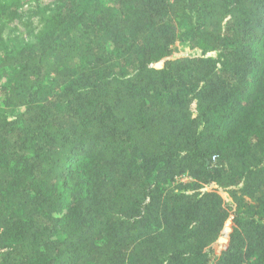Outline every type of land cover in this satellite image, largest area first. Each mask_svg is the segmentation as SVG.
<instances>
[{"label":"trees","instance_id":"obj_1","mask_svg":"<svg viewBox=\"0 0 264 264\" xmlns=\"http://www.w3.org/2000/svg\"><path fill=\"white\" fill-rule=\"evenodd\" d=\"M0 264H264V0H0Z\"/></svg>","mask_w":264,"mask_h":264},{"label":"rangeland","instance_id":"obj_2","mask_svg":"<svg viewBox=\"0 0 264 264\" xmlns=\"http://www.w3.org/2000/svg\"><path fill=\"white\" fill-rule=\"evenodd\" d=\"M56 0H40V4L42 6L49 5L54 3ZM32 10L31 5H25L20 9V12L22 13L21 19H15L13 22L8 24L5 28V34H8L10 36L18 37V38H27L31 37L30 32L34 30V32H37L41 26L40 18L39 17H29L27 12ZM26 17V18H25ZM184 52H182L181 55L190 54L191 49L190 48H184Z\"/></svg>","mask_w":264,"mask_h":264}]
</instances>
